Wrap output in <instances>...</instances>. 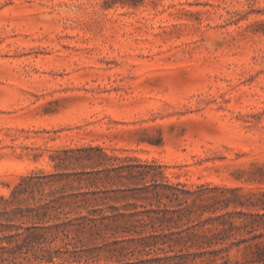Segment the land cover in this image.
I'll return each instance as SVG.
<instances>
[{
	"label": "rangeland",
	"instance_id": "obj_1",
	"mask_svg": "<svg viewBox=\"0 0 264 264\" xmlns=\"http://www.w3.org/2000/svg\"><path fill=\"white\" fill-rule=\"evenodd\" d=\"M89 147L156 163L173 183L219 187L210 195L236 201L228 211L238 227L239 213L264 214L253 206L264 203V0H0V198L13 201L7 211L60 199L51 205L62 214L49 210L45 226L79 218L64 214L70 209L61 198L85 191L69 183L93 167L72 164L66 150ZM30 176L40 186L23 181ZM136 186L100 182L102 191L125 192L110 191L90 209L99 217L149 207L133 198L144 195ZM15 191L23 194L14 199ZM2 215L6 235L31 226L21 213L13 222ZM69 229L50 247L85 251L57 263L119 264L110 249L126 234ZM256 229L264 233V225ZM95 244L102 250L90 256ZM255 251L251 242L234 248L230 264H253Z\"/></svg>",
	"mask_w": 264,
	"mask_h": 264
},
{
	"label": "trees",
	"instance_id": "obj_2",
	"mask_svg": "<svg viewBox=\"0 0 264 264\" xmlns=\"http://www.w3.org/2000/svg\"><path fill=\"white\" fill-rule=\"evenodd\" d=\"M94 151H99V154L94 156L92 154ZM66 152L70 155L69 160L72 164L86 166L89 163L93 167L92 170L85 169L80 173H74L75 178L69 183L72 186L77 182L85 191L72 192L61 198V200H66L64 205L70 209L64 214L75 212L80 217L77 219L66 217L62 223L45 226L48 222L46 218L49 216V210L54 209L62 214L63 211H59L62 206L51 205L53 202L58 203L60 199H50L46 203H40L36 209L28 208L26 212L16 208L9 212L7 208L13 201L1 197L0 206L1 203L4 204V211L0 212V215H7L8 222H13L18 213L22 214L21 219L24 218L31 222V226L26 227L23 233L6 235L7 233H3L4 230L1 229V226L4 225L0 221L1 264H23L24 262L26 264H65L57 263L56 259L62 258L63 255L71 257V255L85 250L75 248L73 252H70L69 249L60 251L51 248L50 245L61 234L68 237L69 227L72 226H75L77 231L89 230L93 235L100 237H104L103 231L126 234L121 240L117 239L112 242L116 247L110 249L112 256L117 257L119 264H230V252L234 248L240 249L243 244H248V242H251V245L253 244L256 248V251L252 253L254 256H252L251 262L264 264V248H262L264 233H253L257 231L256 227L264 225L262 223L264 214L241 212L239 215L243 218V226L238 227L234 221V213L228 211L231 204H237L236 201L226 196L218 198L210 195L211 192L220 190L219 187L211 188L208 184L195 187L173 183L160 172L161 166H157L156 163H143L137 158L109 157L101 148L68 149ZM105 159L114 160L117 163L105 165L103 162ZM161 174L162 176L159 177ZM34 178V176H30L24 178L23 181L29 186H40V183L34 181ZM124 179L136 183L137 186L133 190L140 191L144 195L133 193V198L149 200V207L141 205V210L128 216L121 213L109 215L101 210L99 217H96L95 214L98 210L90 209V207H95L92 206L94 202L97 205L105 203L104 200L108 197L104 195L110 191L116 194L125 192L121 189L102 191L99 188V183H123ZM93 188L95 189L92 190ZM221 191L235 195L241 189L226 188ZM19 192H13L11 197L16 199L17 194H23ZM262 194L264 196V193ZM41 195L44 197L42 191ZM126 196L122 195L123 198ZM32 198L34 201L36 200L34 195ZM238 202L241 206H245L242 201ZM220 203L222 205H217ZM253 206H259L264 210V203L261 201L254 203ZM83 209L89 215H83ZM223 210H225L224 213L215 215V217L205 216L206 212L216 214ZM126 217L128 220L124 221ZM59 218V215H56V219ZM120 219L123 220L120 221ZM207 224H212L213 227L205 229L204 226ZM249 227H251V231L247 234L251 237L241 239L235 237L234 231ZM148 228L151 229L150 232H146ZM173 228H176V231ZM101 250L99 244H95L89 250L90 256ZM137 254L151 257L137 262L127 261L129 255ZM79 257L83 258V255Z\"/></svg>",
	"mask_w": 264,
	"mask_h": 264
}]
</instances>
